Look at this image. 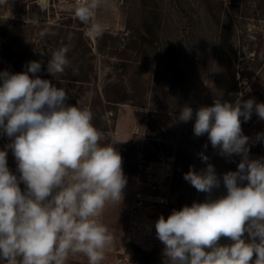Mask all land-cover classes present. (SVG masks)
<instances>
[{
    "label": "rangeland",
    "instance_id": "rangeland-1",
    "mask_svg": "<svg viewBox=\"0 0 264 264\" xmlns=\"http://www.w3.org/2000/svg\"><path fill=\"white\" fill-rule=\"evenodd\" d=\"M143 3L144 0H104L96 12V21L104 29L98 38L89 36L88 25L78 24L73 0H48L43 9L38 0H7L0 5V71L23 72L30 61H40L41 71L35 75L64 88L69 94L67 104L90 108L94 126L101 124L105 129L102 142L109 137L110 144L133 146L138 152L132 158L136 170L123 169L127 185L122 202L108 205L101 218L114 237L102 264H116L117 252L122 249L130 255L132 264L141 255L137 249L156 250L150 259L154 264H163L164 245L156 231L151 236L142 234L136 243L129 239L130 224L137 221L151 227L156 222H151V217L163 215L167 219L174 209L207 198V194L198 192L183 178L190 166L196 171L206 168L199 153L209 157L208 163L214 165L221 178L226 172L237 170L241 157L221 156L207 134L195 136L194 119L177 120L180 109L189 106L195 112L201 106H212L217 98L234 103L238 93L245 96L264 89V0H145ZM34 17L38 18V24L31 22ZM145 17H154L162 46L173 45V70L166 60H158L163 50H157L156 56L147 59L142 50L132 49L134 34L127 28ZM77 41L81 45L76 46ZM61 47L69 49L71 63L57 81L48 73L47 64L52 53ZM70 76L77 80L68 79ZM107 93L114 99L124 98L120 102L110 101ZM172 98L178 106L176 112L163 117L153 113ZM137 104L145 107L142 112L146 118L130 113ZM172 108L170 102L166 109ZM157 131H163L166 138H151ZM242 131L249 137V157H264V141L256 139L257 134L264 133V120L256 115L252 124ZM124 132H128L125 137ZM8 143V137L0 136V149ZM7 161L9 169L19 175L11 150ZM149 166L153 177L159 172L167 175L164 188L154 192L167 197L168 203L139 208L134 195L148 191L143 182L149 175L146 172ZM20 187L24 189L23 184ZM221 195H226L223 183L212 193L213 198ZM220 243L231 241L222 237ZM68 264H88V260L76 255L70 257Z\"/></svg>",
    "mask_w": 264,
    "mask_h": 264
},
{
    "label": "clouds",
    "instance_id": "clouds-1",
    "mask_svg": "<svg viewBox=\"0 0 264 264\" xmlns=\"http://www.w3.org/2000/svg\"><path fill=\"white\" fill-rule=\"evenodd\" d=\"M38 3L43 9L48 0ZM103 3L77 0L75 15L92 38L104 31L96 21ZM68 52L61 47L48 60L47 71L57 81L70 66ZM40 71V61H30L23 72L0 71V136L10 140L0 149V261L68 264L82 255L88 264H102L114 237L101 218L108 205L123 200V158L114 144L102 143L91 109L67 104L68 92L36 76ZM243 96L238 93L234 103L217 98L195 112L180 109L177 120L194 119L195 136L207 134L221 156L241 159L236 171L221 178L209 157L198 154L206 168L190 166L183 178L207 198L155 222L163 264H264V157H249L241 127V118L247 122L253 113L264 120V103ZM256 139L264 141V133ZM9 150L19 175L8 167ZM221 183L226 195L213 198ZM222 237L231 243L221 244Z\"/></svg>",
    "mask_w": 264,
    "mask_h": 264
},
{
    "label": "crops",
    "instance_id": "crops-1",
    "mask_svg": "<svg viewBox=\"0 0 264 264\" xmlns=\"http://www.w3.org/2000/svg\"><path fill=\"white\" fill-rule=\"evenodd\" d=\"M145 4V0L144 3ZM149 16V15H148ZM150 17V16H149ZM158 25V24H157ZM156 27V21L154 20V17L152 18H142V20L140 21H136L133 22L132 25L129 26V30H132L134 37H133V50L134 52H138L140 50H142V52H144L146 54L145 58L149 59L152 57V55L154 54V56H156V51L157 50H163V52L161 53V56H157L158 60H166V63L168 65L172 66V70L175 68L174 65V58L171 55V52L173 50V45H171L170 43H167L166 46H162V42L160 40V32L159 29ZM128 30V31H129ZM158 53V52H157ZM139 72V70L137 71V73ZM172 103L173 108L172 109H166V106H169V103ZM177 104L176 102H173V98L167 100V102L162 103L158 106V108H156L157 110H153V113H160L162 114V117L164 115H170L173 114L174 112H176V108H177ZM133 109L130 110L131 114H134L136 117L138 115H142L141 118L145 117L146 118V114L144 115V112H142L144 110V106L143 105H135V107H132ZM168 113V114H167ZM152 117L156 118V116L152 115ZM144 121V120H142ZM145 121H149V119H145ZM144 121V122H145ZM143 123V122H142ZM119 129V128H118ZM117 133H119V130H117ZM128 132H124V137L126 136ZM123 134H121V137L123 136ZM153 139H164L165 134L163 133V131H157L155 132V134L150 136ZM153 216V215H152ZM158 220V217L154 218L151 217V222H155Z\"/></svg>",
    "mask_w": 264,
    "mask_h": 264
},
{
    "label": "built area",
    "instance_id": "built-area-1",
    "mask_svg": "<svg viewBox=\"0 0 264 264\" xmlns=\"http://www.w3.org/2000/svg\"><path fill=\"white\" fill-rule=\"evenodd\" d=\"M76 5L77 0H73L74 9L76 8ZM135 132L138 133L139 128H137ZM161 169L163 170V168ZM146 172L149 173V175L147 177V180L143 182V184L148 187V191H139L135 193V205L139 208L149 206L151 204H158L162 206L166 205L168 203L167 197L163 195H156L154 191L158 188H164L163 184L167 175L159 172L155 177H153L151 166L147 168ZM154 228L155 224L149 227L142 222L132 221L128 233L129 239L137 243V241L141 239L142 234L146 233L148 236L154 234V232L156 231V229ZM117 254L118 256L115 259L116 264H132L130 255L127 254L123 249L118 251Z\"/></svg>",
    "mask_w": 264,
    "mask_h": 264
},
{
    "label": "trees",
    "instance_id": "trees-1",
    "mask_svg": "<svg viewBox=\"0 0 264 264\" xmlns=\"http://www.w3.org/2000/svg\"><path fill=\"white\" fill-rule=\"evenodd\" d=\"M78 24H80V26L84 25V23H82L79 19H78ZM78 45H81L80 41H77V45L76 46H78ZM62 79H65V77L62 78ZM68 79L77 80L75 76H70ZM51 82L53 83L54 81H51ZM53 84H55V83H53ZM106 95H107V97H108V99L110 101H115V102H120V100H122L124 98V97L123 98L116 97L114 99V98L109 97L108 93ZM249 98L255 99V101L258 102V103H264V89L262 91H259V92L248 93V94H246L243 97L244 100H247ZM255 116H256V114L253 113L251 119L249 121H247V122H244L243 118H241V121H242L241 127L244 129V128H247L248 126H250L252 124ZM97 128L98 129L100 128L101 132L105 131V129L103 127H101V124H99ZM110 142H111L110 138L107 137L106 141H104L102 143L110 144ZM114 147L121 154V156L123 158V169H124V171L128 170L129 172H134L136 170V166H135L134 162H132V158L137 156L138 152L135 151L133 146L124 147L121 144L114 143ZM137 250L141 253V255L140 256H136L133 259V262L135 264H154V261H151L150 257L156 253V250H153L152 252H141L140 249H137ZM148 258L150 259L149 261H148ZM1 263L4 264L3 261H1Z\"/></svg>",
    "mask_w": 264,
    "mask_h": 264
}]
</instances>
